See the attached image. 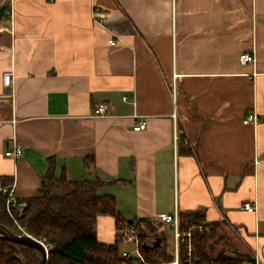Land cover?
I'll return each mask as SVG.
<instances>
[{
    "label": "crops",
    "instance_id": "crops-1",
    "mask_svg": "<svg viewBox=\"0 0 264 264\" xmlns=\"http://www.w3.org/2000/svg\"><path fill=\"white\" fill-rule=\"evenodd\" d=\"M3 6L0 189L37 196L53 158L57 177L105 181L99 194L115 197L124 222L159 229L161 215L204 213L214 254L257 253L264 264V0ZM101 103L110 117H92ZM13 140L19 160L5 156ZM96 230L105 244L120 235L108 215Z\"/></svg>",
    "mask_w": 264,
    "mask_h": 264
},
{
    "label": "trees",
    "instance_id": "trees-1",
    "mask_svg": "<svg viewBox=\"0 0 264 264\" xmlns=\"http://www.w3.org/2000/svg\"><path fill=\"white\" fill-rule=\"evenodd\" d=\"M55 172L56 163L51 158L39 194L18 200L17 205L11 207V214L7 211V197L0 192L1 227L15 235H29L42 241L49 249L47 264H160L173 261V251L163 234L157 235L162 240L159 246L153 250L145 248L147 238L157 230L155 226L143 225L135 219L132 223L124 222L115 197L99 194L105 181L100 178L69 181L64 174L57 177ZM9 184L3 182L1 187ZM101 215L114 217L119 229L128 224L139 230L145 263L122 258L120 235L112 244L98 240L96 226ZM179 223L180 230L186 231L190 225L205 223V216L204 213L181 215ZM207 226L208 232L193 234L190 257L187 241H182L181 264H244L250 260L249 255L214 254L211 248L214 229L212 225ZM41 261L39 250L0 238V264H41Z\"/></svg>",
    "mask_w": 264,
    "mask_h": 264
},
{
    "label": "built area",
    "instance_id": "built-area-1",
    "mask_svg": "<svg viewBox=\"0 0 264 264\" xmlns=\"http://www.w3.org/2000/svg\"><path fill=\"white\" fill-rule=\"evenodd\" d=\"M102 25V23H101ZM109 44L111 46H116L117 41L115 38H112L109 40ZM240 63L241 64H248L254 62V56L249 54H243L240 56ZM12 73H7L4 75V85L7 87L11 86L12 82ZM111 113V107L106 103H101L98 106H96L94 113L92 117L94 118H105L110 117ZM257 116L256 115H249L247 119H245V123L248 124L251 121L257 122ZM147 127V123L145 121L140 122L137 126L134 127V131H142L145 130ZM24 151L23 147L19 145L15 140L11 141V147L8 148L5 152V156L8 158H12L14 160H19L23 157ZM0 192L2 195L7 197V211L11 214V207H15L17 205L18 199L15 196V187L12 186L11 188H1ZM243 209L247 211L248 213H256L257 207L250 202H247L243 205ZM20 211H22V208H20ZM158 221L162 224L172 226L174 228V249H173V256L174 259L170 263H160V264H181L180 260V245L182 241H187V247H188V256H191L192 253V236L193 234H196L197 232L203 233L204 231L208 232L209 228L206 223H200V224H193L187 227L186 231L180 230V223L177 215H161L158 217ZM120 236L122 238V242L125 245L130 246L131 248L121 251V256L124 259H133V260H139L143 263H145L144 257L141 252V233L138 229H136L134 226L124 224L122 228L120 229ZM155 241L158 239V237H154ZM42 242V241H40ZM43 243V242H42ZM44 244V243H43ZM45 245V244H44ZM145 246H151L145 242ZM45 247L48 249V247L45 245ZM244 264H262V261L259 257V255L253 254L250 257V260L245 261Z\"/></svg>",
    "mask_w": 264,
    "mask_h": 264
},
{
    "label": "water",
    "instance_id": "water-1",
    "mask_svg": "<svg viewBox=\"0 0 264 264\" xmlns=\"http://www.w3.org/2000/svg\"><path fill=\"white\" fill-rule=\"evenodd\" d=\"M6 9L7 6H3L0 8V19L3 18ZM129 222L132 223V220H130ZM0 238L9 241L11 243H14L16 245H23L26 247L35 248L39 250L42 254L41 264L48 263L49 250H47L45 245L39 240L29 235H21V236L15 235L10 231H8L7 229L2 228L1 225H0ZM161 242H162L161 238H158L151 246L146 245L145 248L148 250H153L154 248L159 246Z\"/></svg>",
    "mask_w": 264,
    "mask_h": 264
},
{
    "label": "rangeland",
    "instance_id": "rangeland-1",
    "mask_svg": "<svg viewBox=\"0 0 264 264\" xmlns=\"http://www.w3.org/2000/svg\"><path fill=\"white\" fill-rule=\"evenodd\" d=\"M159 229H157V231L159 230L163 236L166 238L170 250L173 251L174 249V228L172 226H168V225H159L158 226ZM155 242V238H151V240L149 241V245H152ZM128 248H131L130 246Z\"/></svg>",
    "mask_w": 264,
    "mask_h": 264
}]
</instances>
